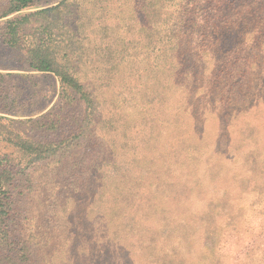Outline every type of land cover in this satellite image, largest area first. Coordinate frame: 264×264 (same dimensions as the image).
I'll return each instance as SVG.
<instances>
[{
  "label": "trees",
  "instance_id": "16d2710c",
  "mask_svg": "<svg viewBox=\"0 0 264 264\" xmlns=\"http://www.w3.org/2000/svg\"><path fill=\"white\" fill-rule=\"evenodd\" d=\"M33 2L9 0L0 17ZM5 28L13 45L32 36L28 66L58 78L60 101L35 117L0 116V264H105L106 245L119 231L141 233L129 214L140 206L134 198L141 187L157 203L206 186L217 191L214 181L200 184L208 175L201 151L189 144L190 121L240 132L260 112L251 124L264 125V0H63L7 19ZM198 89L206 104L220 98L225 118L198 120L189 108ZM4 106L0 112L24 115ZM172 116L178 145L162 138ZM242 153L260 169L264 149ZM232 200L224 197L223 206L237 204ZM153 218L140 236L164 243L163 229L152 225L161 217ZM245 238H238L234 264H264V218ZM136 242V264L180 255L140 254Z\"/></svg>",
  "mask_w": 264,
  "mask_h": 264
},
{
  "label": "rangeland",
  "instance_id": "374dc122",
  "mask_svg": "<svg viewBox=\"0 0 264 264\" xmlns=\"http://www.w3.org/2000/svg\"><path fill=\"white\" fill-rule=\"evenodd\" d=\"M61 1L63 0H34L32 5L26 9L8 17H0V73L11 75L0 79V91L3 92L0 95V105H6L5 108L11 107L14 112L24 114L18 116L2 111L0 112L1 117L18 119L19 117L26 118L28 114L35 117L59 106L58 78L52 73L31 70L26 61V48L32 36L30 34L24 36L18 44L16 43L17 45H13L10 36L6 34L9 30H6L5 26L7 19L52 7ZM8 2L9 0H0V14L8 7ZM54 18L56 19V16ZM39 21L41 20L39 19ZM205 101L203 89H198L189 106L192 112L200 114L198 120L217 116L225 118L222 116L224 103L219 97L207 104ZM231 104L232 102L227 106L231 107ZM206 106L208 107L203 113ZM226 113L232 116L227 111ZM262 116L259 112L249 116L245 125L244 122L240 123L238 129L242 125L243 129L246 127L244 132L243 129L240 132L227 131L220 122L214 130L208 131L205 128L208 121L205 124L202 121H190L192 126L189 144L195 143L197 147L195 148L198 149V152L201 151L200 159L202 165H205L206 176L208 175L200 180V184L205 186L214 181L218 186L217 191L212 193L206 186L202 191L194 193L186 199L181 196L182 194H175L172 199L169 196H164L157 203L151 198L152 195L145 192L144 187H141L139 198H134L140 206L136 211L131 209L129 214L132 217H138L143 228L152 223L154 215H160L161 219L157 224L152 225L155 226L156 232L163 229L166 240L164 243L160 238H157L155 242L149 241V237L140 236L143 228L141 233L140 230L130 233L127 231V227L125 231H119L118 237L110 239L111 241L106 245L105 249L108 254L105 264H136L135 261L130 260L131 244L136 240L134 250L140 254H144L146 251L154 252L157 255L165 254L171 250L180 252V255L178 254V257L173 260L165 255L162 258L164 264H176L180 261L195 264L200 258L204 259L205 264H234L238 255L237 249L241 245L238 244V238L240 236L247 238V235L255 229L257 222L264 218V156H261L260 163H258L260 169H254L251 161L247 162L242 157L243 149L253 151V147L258 145L264 149V125L251 124L255 120L262 119ZM173 119L172 116L169 124H165L162 138L165 142H173L178 145L179 142L177 144V137L174 135ZM200 135L203 137L198 140ZM186 144L183 141L182 147L186 148L188 145ZM157 183L163 187L160 181ZM215 185L212 188H215ZM224 197L235 199L237 204L231 207L223 206ZM103 200L104 207L109 213L112 206L111 199L106 197V201L105 198ZM113 205L115 208L121 207L120 204ZM143 206L144 208H142ZM166 207H169L168 212H161ZM120 214L124 216L128 213L121 210ZM205 214L209 215L208 221L202 220V216ZM164 216L165 218H162ZM234 226L240 231L237 236L233 233ZM120 235H125V238L120 239ZM246 238L241 241L247 242ZM101 263L104 262L101 261Z\"/></svg>",
  "mask_w": 264,
  "mask_h": 264
}]
</instances>
